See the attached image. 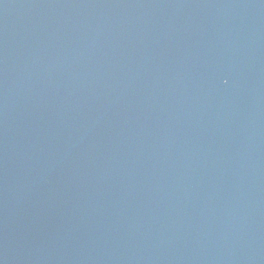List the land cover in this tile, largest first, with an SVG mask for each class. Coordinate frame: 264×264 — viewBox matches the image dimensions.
I'll return each instance as SVG.
<instances>
[{"label": "water", "instance_id": "water-1", "mask_svg": "<svg viewBox=\"0 0 264 264\" xmlns=\"http://www.w3.org/2000/svg\"><path fill=\"white\" fill-rule=\"evenodd\" d=\"M0 264H264V0H0Z\"/></svg>", "mask_w": 264, "mask_h": 264}]
</instances>
